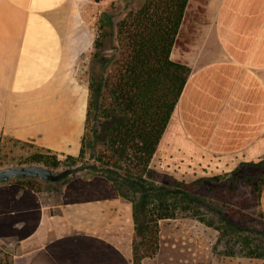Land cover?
Instances as JSON below:
<instances>
[{
    "label": "crops",
    "instance_id": "crops-1",
    "mask_svg": "<svg viewBox=\"0 0 264 264\" xmlns=\"http://www.w3.org/2000/svg\"><path fill=\"white\" fill-rule=\"evenodd\" d=\"M90 1L0 0V137L79 154L89 91L72 69L95 40ZM203 19L186 48L172 47L191 72L152 164L167 139L214 155L264 148V0H207ZM52 196L0 184L12 264H134L132 203L110 180L80 173Z\"/></svg>",
    "mask_w": 264,
    "mask_h": 264
},
{
    "label": "trees",
    "instance_id": "trees-1",
    "mask_svg": "<svg viewBox=\"0 0 264 264\" xmlns=\"http://www.w3.org/2000/svg\"><path fill=\"white\" fill-rule=\"evenodd\" d=\"M188 1L142 0L139 7L117 18L110 9L100 13L80 152L61 158L57 152L36 145L30 160L58 167L95 159L97 163H88L94 172L87 173L104 176L132 203L134 264H142L144 256L157 251L159 220L181 215L217 229L219 241L225 240L226 255L264 259V229L243 226L226 213V193L234 192L233 176L215 175L209 178L214 185L197 191L195 185L204 177L186 182L169 175L168 181L162 182L161 173L150 165L191 72L186 62L171 57ZM105 49H111L110 53ZM68 180L55 186L34 178L20 182L42 192L58 191ZM245 180L259 204L264 172ZM224 181L227 191L221 186ZM240 216L244 221L246 215ZM257 216L264 222L261 209Z\"/></svg>",
    "mask_w": 264,
    "mask_h": 264
},
{
    "label": "rangeland",
    "instance_id": "rangeland-1",
    "mask_svg": "<svg viewBox=\"0 0 264 264\" xmlns=\"http://www.w3.org/2000/svg\"><path fill=\"white\" fill-rule=\"evenodd\" d=\"M206 1L189 0L176 37L175 44L178 49L186 48L199 28V24L204 20ZM141 3L142 0L90 1L86 8V16L94 37L99 32L98 17L102 11L110 9L116 14L115 18L123 17L129 9H135ZM93 48L94 43L92 50ZM92 50L82 53L72 69L77 80L84 84L88 82ZM110 51L111 49L104 50L105 53H110ZM173 126L170 127V130L173 129ZM176 146L178 145L174 140H165L153 164L150 163L152 168L161 173L160 181H168L169 175L186 182L204 177L201 184L195 185V189L200 191L205 190L207 185H214L215 182L209 178L215 175L233 176L235 179L234 192L226 193L229 201L227 210L225 207L226 213L243 226L264 229V222L257 216L260 210L259 204L252 193L251 185L245 180L249 175H261L264 172V148L261 147L255 156L247 157L245 153L214 155L187 146L190 151L182 149L181 146H178L180 147L178 149ZM35 150H37V146L31 142L0 137V165L34 162L30 160V155ZM59 157L63 156L59 155ZM226 185V181L221 184L225 191L228 190ZM60 189L58 191L45 190V192L48 195L56 196ZM210 197L216 198L212 195ZM213 205L219 207L217 203ZM240 213H244L249 219L246 220L245 216L244 221H241L240 218L243 217L240 216ZM219 235L217 229L191 216L181 215L177 218L160 219L159 247L155 253L144 256L142 264H264L262 258L226 255L223 252L225 240L219 241ZM16 250L15 244L0 240V264H12L13 253Z\"/></svg>",
    "mask_w": 264,
    "mask_h": 264
},
{
    "label": "water",
    "instance_id": "water-1",
    "mask_svg": "<svg viewBox=\"0 0 264 264\" xmlns=\"http://www.w3.org/2000/svg\"><path fill=\"white\" fill-rule=\"evenodd\" d=\"M96 162L91 160L88 163ZM88 163L51 167L41 162H22L0 165V184L9 181L37 179L45 185H57L83 172H94ZM97 163V162H96Z\"/></svg>",
    "mask_w": 264,
    "mask_h": 264
}]
</instances>
